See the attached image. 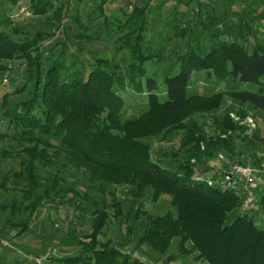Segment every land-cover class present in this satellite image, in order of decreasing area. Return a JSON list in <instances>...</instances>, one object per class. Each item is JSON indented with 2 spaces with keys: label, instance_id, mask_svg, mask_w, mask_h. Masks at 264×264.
Segmentation results:
<instances>
[{
  "label": "trees",
  "instance_id": "16d2710c",
  "mask_svg": "<svg viewBox=\"0 0 264 264\" xmlns=\"http://www.w3.org/2000/svg\"><path fill=\"white\" fill-rule=\"evenodd\" d=\"M8 1L12 10L17 0ZM104 3V0L99 1L97 12L88 16L89 21L94 22L101 17L108 32L114 25V33L120 35L113 41L117 45L110 49L113 55L96 56L83 74L77 69L72 70L75 60L66 62L63 50L58 49L63 48L62 44L43 48L42 44L47 38L43 33L30 35L14 27L11 31L14 36L17 33L24 35L18 38L0 30L1 74L7 70V65L3 63L5 59L23 60L25 65L24 80L11 91H3L0 95L2 119L8 129H14L10 134L0 133V137L10 136L16 141L29 142L13 154L22 158L21 168L1 175L0 191L6 190L7 183L16 187L21 185L23 199L28 200L22 209L27 210L28 214H32L45 201L44 198H63L73 191V187L60 186L63 178L56 172L50 176V184H44L38 173L39 166H52L60 157L76 170H82L87 180L97 186L103 207L93 209L87 233L77 237L72 229L73 234H67L65 238L76 241L80 248L73 254L52 258L55 264H143L137 255L121 251L109 240L100 241L109 217L105 210L106 188L121 184L133 187L134 196L143 195L146 189L151 190L153 200H157L159 194H167L170 207L174 209L148 217L137 245L145 243L163 254L167 252L171 240L178 238L180 252L196 253V258L207 264H264V224L259 227L254 215L239 211L237 196L208 185L205 170L201 167L204 159L220 150L234 153L237 161L247 162L263 146L257 147L264 137L249 135V127L234 122L229 113L221 119L213 118L214 135H210L205 124L195 118L217 110L225 95L264 113L262 88L260 86L257 92L230 89L209 95L187 94L191 75L195 71L208 76L213 74L219 80L232 77L261 85L260 79L264 76V29L259 26L254 33L249 16L241 10L233 12L242 28L254 33L250 47L221 37L220 32L211 33L215 41L207 50L190 47L178 56L179 71L165 76L167 99L160 101L155 92L158 89L157 81L147 76L145 67L147 62L159 60L158 52L150 51L144 41L153 10L149 0H142L141 4L120 0L123 14L120 20L107 16ZM253 3L258 5V18L264 19V8L256 0ZM51 5L50 0H31L30 8L34 14H43ZM66 16L67 9L60 2L54 8L52 18L63 23ZM254 19L255 16L251 21ZM72 20L78 27L75 38L92 39L89 30L92 26L77 16ZM174 29L182 36L187 28L183 30L175 26ZM121 50L126 54L117 57L115 54ZM9 81L12 82L11 78ZM126 84L137 92H147V109L134 118H124L122 114L124 101L118 91L123 90ZM22 93L26 94L25 98L9 103L11 95ZM244 113L242 109L236 111L240 120L245 118ZM180 129L183 131L180 146H187L189 155L178 160L174 168L164 167L152 159L150 146L142 139L160 135L165 137ZM223 134L226 136L222 137ZM235 137L246 141L242 151L235 150ZM243 155L249 157L241 159ZM74 193L79 195L77 191ZM107 193L111 197L114 215L128 216L129 212L121 209V201L116 199L114 191ZM81 198L88 199L85 194ZM260 204L264 222V197ZM74 207L81 208L78 203ZM5 208H10L11 216L21 211L15 199L9 205H0V209ZM6 222L11 227L20 228L16 235L28 227V219L20 222L7 219ZM3 229L4 226L0 227V232ZM2 241L0 239V246L5 248ZM7 247L10 245L7 244ZM0 264H4L1 258Z\"/></svg>",
  "mask_w": 264,
  "mask_h": 264
},
{
  "label": "rangeland",
  "instance_id": "374dc122",
  "mask_svg": "<svg viewBox=\"0 0 264 264\" xmlns=\"http://www.w3.org/2000/svg\"><path fill=\"white\" fill-rule=\"evenodd\" d=\"M99 1L50 0L52 5L47 8L45 13L34 14L30 8L31 0H17V5L12 10L10 2L3 0L0 5V30L12 34V28L16 27L21 29L22 33L30 35L37 32L43 33L47 36L46 41L42 44L43 48L51 47L56 43L62 44L63 48L59 47L58 49L63 50L64 55H66V62L75 60V66L72 70L77 69L80 74H83L92 65L96 56L113 55L110 49L113 48V45H117L113 41L120 35L114 33V25L110 27L111 30L108 32V29L104 28L101 17L94 22L89 21L88 16L97 12L96 6ZM104 1L103 8L109 18L123 19V14L120 11L122 5L120 0ZM132 1L138 4L142 3V0ZM60 2L64 3L67 9V16L64 17L63 23L52 18L53 10ZM149 2L153 10L150 13L148 31L144 41L150 51L158 52L159 60L149 61L145 67L147 76L153 77L157 81L158 89L155 92L160 101L167 99L165 76H171L179 71L180 62L177 63V58L186 49L194 47L200 51L207 50L215 41V37H212L211 34L213 32H220L221 37L239 41L249 48L259 26L264 29V19L258 18V5L253 3V0H149ZM124 7L130 9L128 6ZM240 10L249 16V24L252 29H255L254 33L242 28L240 21L233 14V12ZM74 16L79 17L90 27L92 26L89 29L93 35L92 39L86 41V39L78 40L75 38L74 34L78 31V27L73 23L72 18ZM254 16L256 19L251 21ZM175 26L183 30L187 28L184 35L179 36L174 29ZM22 33H17L15 36L12 34V36L22 38L24 37ZM123 53L126 54L124 50H121L115 55L120 57ZM3 63L7 65V70L2 72L3 74L0 72V95L3 91H11L15 85H19L24 80L25 65L23 60L5 59ZM4 78L7 81H3ZM9 78L12 82L9 81ZM260 81L261 85L232 77L219 80L213 74L208 76L204 72L195 71L191 75L187 94L209 95L216 91H229L230 89L231 91L257 92L260 86L264 93V76L261 77ZM118 94L124 101L122 108L124 118L137 117L147 109L146 91L137 92L132 86L126 84L123 90L118 91ZM25 96V93L11 95L8 98L9 103L18 102ZM239 109L245 112L246 119L248 118L254 123L255 127H252L251 130L248 128L247 133L264 137V113L260 110L256 111L245 103L241 104L227 95L224 96L223 102L217 110L197 115L195 118L199 123L205 124L210 135H214L216 130L212 124L213 118L221 119L226 113L236 115V111ZM231 119L236 122L234 117ZM12 131L14 129L7 128L0 112V133L10 134ZM182 134L183 131L180 129L167 134L165 137L160 135L142 140L149 144L152 159L157 160L164 167L174 168L178 160L185 159L189 155L187 146H180ZM221 136L225 137L226 134ZM28 143L25 140L16 141L10 136L0 137V177L7 171H17L21 168L22 158L14 157L13 154ZM234 143L236 145L235 150L241 149L242 151L243 145H246V141L240 137H235ZM259 143V145L256 143L257 147L264 145V139ZM3 153L8 155H3ZM247 157L249 156L243 155L241 159ZM237 159L238 157L234 153L230 154V152L220 150L207 160L204 159L205 163L201 167L205 170V176L208 178L212 177L221 165L237 161ZM81 171L68 165L63 157L57 159V163L52 166H39L38 173L44 184H50V176L56 172L59 177L63 178L60 186L64 188L73 187V191L66 193L63 198L55 197L54 200L44 198L45 201L32 214H28L27 210L23 211L22 209L28 200L23 199L24 192L20 188L21 185L16 187L15 184L7 183L6 190L0 191V205H9L11 200L15 199L16 205L21 208V211L15 212L13 216L10 215V208L0 209V227L4 226L0 232V239L6 240L10 245L9 248L7 245L5 248L0 246V258L4 264H32L27 258L25 259L26 255H40L47 251L53 252L49 264H55L52 258L73 254L79 250L80 247L76 241L65 237L67 234H73L72 229H74L77 237L87 233L90 230L93 209L103 207L101 193L97 186L91 184ZM74 191H77L79 195H75ZM107 191H114L116 199L121 201V209L124 212H129L128 216L114 215L115 211L110 203L111 197ZM82 194H85L88 199L81 198ZM133 194L134 188L123 184L110 185L106 188L104 194L107 202L105 210L109 217L100 241L109 240L111 244L120 247L121 251L133 256L134 254L137 255L143 264H207L202 259H197L196 253L184 254L180 252L177 246L178 238L171 240L167 252L163 254L154 251L145 243L137 245L138 238L147 226L148 217L161 215L167 210L174 211V209L170 207V198L167 194H159L157 200L152 199L150 189H146L141 196H134ZM75 203L80 204L81 208L75 209ZM253 218L259 227L263 226L262 214L254 215ZM7 219L13 222L28 219V227L20 235H16L20 228L11 227L6 222ZM187 245L188 243H186Z\"/></svg>",
  "mask_w": 264,
  "mask_h": 264
},
{
  "label": "built area",
  "instance_id": "2783aa9c",
  "mask_svg": "<svg viewBox=\"0 0 264 264\" xmlns=\"http://www.w3.org/2000/svg\"><path fill=\"white\" fill-rule=\"evenodd\" d=\"M264 8V0H256ZM6 79L4 78L3 81ZM234 119L252 129L254 123L248 118L240 120L238 115ZM201 148L204 146L201 144ZM197 179H200L197 177ZM206 183L221 190H226L239 198V211L249 215L261 212V199L264 197V145L257 149L247 162L234 161L221 165L212 177L205 179ZM8 242L2 241V246ZM52 251L40 255H27L32 264H49Z\"/></svg>",
  "mask_w": 264,
  "mask_h": 264
}]
</instances>
